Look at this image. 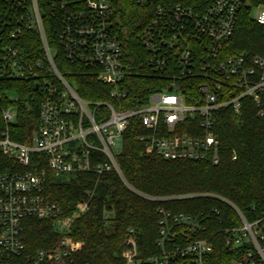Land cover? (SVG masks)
<instances>
[{"label":"built area","instance_id":"obj_1","mask_svg":"<svg viewBox=\"0 0 264 264\" xmlns=\"http://www.w3.org/2000/svg\"><path fill=\"white\" fill-rule=\"evenodd\" d=\"M136 2L142 6L155 4L152 19L137 36L148 56L145 63L154 70L177 74L176 79L200 75V104L185 102L178 81L151 92L143 105L129 110L83 100L54 64L45 19L51 29L55 26L63 58L88 67L103 86L113 88L111 96H115L128 66L124 43L112 23L109 1L0 0V81L30 75L39 79L35 86L42 97L37 126L28 144L9 136L16 110L7 107L1 112L5 129L0 132V154L7 164L0 171V264H73V255L80 251L81 244L69 233L77 215L88 211L90 198L78 201L74 212L65 214L43 193L46 173L69 180L76 175L114 172L124 182L116 155L131 119L137 118L145 131L139 136L144 154L217 164L220 143L212 131L214 114L229 106L238 113L246 97L259 105V93L264 91V58L249 59L259 70L256 75L245 55L223 60L219 57L248 0H198L196 5L174 0ZM254 11L257 14L253 19L264 26V7ZM26 33L35 35L41 51V58L32 62L21 51ZM195 50L202 53L195 56ZM2 97L0 92V100ZM258 117L264 118V112L259 111ZM204 196L225 203L239 219V227L224 231L225 243L237 253L232 264H264V213L247 222L230 202L216 195ZM31 220L49 223L53 236L48 248L30 257L26 232ZM173 223L188 226V232L177 234L161 220L157 241L161 255L144 261L137 259L130 230L121 254L125 264H203L212 248L206 240L194 238L195 231L203 230L199 222L178 215ZM175 238L185 244L166 250V244Z\"/></svg>","mask_w":264,"mask_h":264},{"label":"trees","instance_id":"obj_2","mask_svg":"<svg viewBox=\"0 0 264 264\" xmlns=\"http://www.w3.org/2000/svg\"><path fill=\"white\" fill-rule=\"evenodd\" d=\"M108 1L113 11L112 23L124 43L128 66V74L115 90V96H111L113 88L103 86L88 67L63 58L55 26L51 29L50 21L45 19L54 64L79 97L91 103H107L116 109L120 105V109L129 110L143 105L151 92L178 81L185 102L200 104V75L176 79L177 74L154 70L145 63L148 56L137 36L152 19L155 4L142 6L136 0ZM174 1L188 5L198 2ZM248 3L239 11L234 31L219 57L223 60L245 55L248 67L258 75L259 70L249 59L264 58V26L257 24L252 12L264 7V0H248ZM23 40L21 51L29 61L41 58L35 35L26 33ZM201 53L195 50L193 54L199 56ZM29 76L0 81V91H11L17 98L15 103L0 100V132L5 129L1 112L10 105L16 110V118L9 125V136L26 144L37 126L42 99L40 91L35 89L39 79ZM259 111L264 112V91L259 93V105L246 97L241 100L238 113L229 106L214 114L212 131L220 143L217 164L166 160L155 154H144L139 136L145 131L139 120L133 118L121 136V151L116 155L124 182L114 172L101 176L76 175L69 180L46 173L43 193L65 214L74 212L78 201L90 198L88 211L77 215L69 233L72 240L81 244L80 251L73 255V264H125L121 254L126 250L125 241L130 230L138 260L158 257L161 255L157 246L161 220L172 226L177 234L188 232V226L173 223V217L178 215L196 219L203 228L195 231L194 236L206 240L212 248L204 256L203 264H232L237 253L225 243L224 231L239 227V219L228 205L204 195H216L230 202L247 222H253L264 213V118L258 117ZM6 164L7 160L0 154V171ZM42 167L46 168L45 161ZM52 236L49 223L31 220L26 232L28 255L31 257L37 250L48 248ZM184 244L181 238H175L165 249Z\"/></svg>","mask_w":264,"mask_h":264},{"label":"rangeland","instance_id":"obj_3","mask_svg":"<svg viewBox=\"0 0 264 264\" xmlns=\"http://www.w3.org/2000/svg\"><path fill=\"white\" fill-rule=\"evenodd\" d=\"M256 14H257V11H253L252 12V16L253 17H255L256 16ZM1 93H3L2 95H3V99L5 100V101H7L8 103H9V101H11V100H15L16 99V94H14L13 92H11V91H0ZM9 105V104H8ZM8 107H10V108H12V106H8ZM13 110H15V108L13 107L12 108Z\"/></svg>","mask_w":264,"mask_h":264},{"label":"water","instance_id":"obj_4","mask_svg":"<svg viewBox=\"0 0 264 264\" xmlns=\"http://www.w3.org/2000/svg\"><path fill=\"white\" fill-rule=\"evenodd\" d=\"M35 89H37V86H35ZM169 90H171V88Z\"/></svg>","mask_w":264,"mask_h":264}]
</instances>
